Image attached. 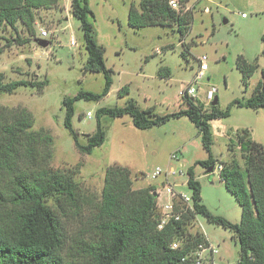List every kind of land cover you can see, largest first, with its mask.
Here are the masks:
<instances>
[{"label": "rangeland", "instance_id": "374dc122", "mask_svg": "<svg viewBox=\"0 0 264 264\" xmlns=\"http://www.w3.org/2000/svg\"><path fill=\"white\" fill-rule=\"evenodd\" d=\"M72 0H59L58 6L36 10V36L31 42L19 45L14 39L18 34L29 36L27 28L18 23L16 31L6 27L2 33L7 39L0 41V72L5 82L26 79L46 81L43 90L38 85L20 86L14 93H0V106L26 107L34 115V130L45 128L53 137V170L72 174L87 203L81 205L80 215L69 212L65 217L70 238L87 230L86 222L95 211L105 185L106 168L114 163L131 169L133 188L141 189L156 185L159 204L168 199L163 189L165 175L170 170L171 184L184 194H191L187 185V170L199 160L208 158L197 126L186 115L172 117L164 123L146 129L137 128L129 114L120 117H102L107 133L102 146L91 154H85L75 145V140L65 126V97H73L79 91L101 92L105 87V75L85 71L87 52L84 46L80 21L71 14ZM140 0H89L94 15L90 20L99 44L105 48L106 66L112 69L113 84L101 100L79 99L75 101L73 127L80 143L87 142V135L96 131V111L101 107H123L129 99L142 109L153 107L158 115L173 113L188 107L185 100L189 85L200 69L204 58V74L195 82L196 100L210 109L208 91L216 88L218 106L221 109L236 99L252 95L262 79L264 67V0H190L186 8L194 14L191 29L186 36L177 32L176 26H147L134 29L129 25V9ZM185 10V9H184ZM183 10V11H184ZM41 29L48 31L43 37ZM39 39L50 43L38 44ZM76 44H72V40ZM8 44V45H7ZM184 44V45H183ZM186 47V48H185ZM187 58L183 55L185 49ZM190 52V53H189ZM243 56L258 67L246 85L237 60ZM169 68L170 76L161 77V68ZM129 87V93L119 96L118 91ZM91 112L92 117H87ZM214 156L223 162L237 160L244 167L239 134L248 131L251 139L264 143V108L257 109L233 105L230 115L211 120ZM176 152L178 159L171 160ZM216 171L207 172L200 164L195 166L197 179L202 186V202L218 216L233 223L241 221L242 209L236 198L225 187ZM160 167L161 175L153 178ZM50 203L56 207L51 199ZM210 244L218 249L217 264H236L240 244L233 231L199 215ZM85 222V223H83ZM203 230V231H202ZM64 250V258L70 249ZM209 255V253H207Z\"/></svg>", "mask_w": 264, "mask_h": 264}, {"label": "trees", "instance_id": "16d2710c", "mask_svg": "<svg viewBox=\"0 0 264 264\" xmlns=\"http://www.w3.org/2000/svg\"><path fill=\"white\" fill-rule=\"evenodd\" d=\"M189 1L178 0L179 10L171 6L170 0L132 3L129 25L134 29L174 25L181 36H186L194 19L193 12L186 8ZM58 4L59 0H0V41L7 39L11 44L2 33L6 27L18 31L21 22L29 36L18 34L14 40L19 45L31 42L36 36V10ZM70 11L79 19L83 31L87 52L84 70L103 73L106 80L101 92L81 90L73 97L64 98V123L80 152L91 154L104 144L107 133L102 117L106 115L120 117L129 114L140 129L164 123L172 117L188 116L197 126L209 155L207 159L197 161L195 166L200 164L208 171L211 167L216 168L219 162L222 165L220 180L242 209L239 223L214 215L202 202V186L193 165L187 170V185L191 189L196 213L233 231L240 244L236 264H264V143L251 139L248 131L239 134L244 160L242 167L237 160L228 163L214 156L211 131V120L229 116L233 105L264 108V67L261 69L262 79L252 95L234 100L226 109L219 108V102L213 105L212 100L210 109L206 110L204 104L189 95H185L188 107L165 115L156 114L153 107L142 109L132 99L123 107H101L96 111V131L82 144L73 127L75 101L103 99L111 89L113 77L112 69L105 63V48L99 44L90 20L94 12L89 0H72ZM262 40L264 44V35ZM187 50L183 51L186 58ZM237 66L248 85L258 64L240 56ZM159 75L169 77L170 69L162 67ZM45 83L26 79L5 82L4 73L0 72V93H14L20 86L30 84H37L42 91ZM128 93V86L118 91L119 96ZM34 123V115L28 108L0 106V264H195L193 251L199 244L209 245L210 241L198 229L189 232L188 224L193 215L173 219L159 229L156 186L134 189L131 169L117 163L106 168L102 195L95 204L92 217L86 222L87 230H80L79 236L70 238L65 217L69 212L80 215L81 205L88 201L71 173L51 168L53 137L45 128L34 130ZM51 199L56 207L50 203ZM176 241L180 244L173 248ZM68 243L70 255L64 258Z\"/></svg>", "mask_w": 264, "mask_h": 264}, {"label": "built area", "instance_id": "2783aa9c", "mask_svg": "<svg viewBox=\"0 0 264 264\" xmlns=\"http://www.w3.org/2000/svg\"><path fill=\"white\" fill-rule=\"evenodd\" d=\"M170 4L171 6L176 9L179 10L180 9V4L178 2V0H170ZM41 34L43 35V37L48 36V31L47 30H43L41 29ZM72 44H76V40L73 39L72 40ZM204 58H200V69L197 71L195 78L193 79V81L187 85L186 87V91L182 94L189 95V96H193L196 97V92H197V88L195 87V82H198V80L203 76L204 74ZM215 91L216 88L212 87L211 89H209L208 91V101H212L214 99L215 96ZM93 115L91 112L87 113V117L91 118ZM171 160H175L178 159V154L176 152L172 153L170 155ZM219 170L222 168V165L218 166ZM216 171V169H215ZM163 173L162 169L160 167H158L154 172L152 177L156 178L159 175H161ZM176 172L174 170H170L168 173H164L165 175V181H164V185H163V189L165 191V193L168 196V199L163 202L162 204H157L158 205V211H159V223H158V228L162 229L165 227L166 224H168L171 220H181L183 218L184 215H189L191 217L190 214L193 215V217H191V223L190 225L188 224V226L191 227H200L201 229H203V226L201 224V222L199 221V215L196 213V209L195 206L193 204V197L192 194H184L179 192L176 189V184H171L168 180V176L169 175H175ZM156 193L157 195L161 194V191L157 188L156 189ZM158 198V197H157ZM197 227V228H198ZM203 231V230H202ZM180 242L176 241L173 243V248H177L179 246ZM209 253V255L207 254ZM218 253V249L214 246H212L211 244L209 245H205L203 243L199 244L198 247L193 251V254L195 256V264H217L215 261V254Z\"/></svg>", "mask_w": 264, "mask_h": 264}, {"label": "water", "instance_id": "95a60500", "mask_svg": "<svg viewBox=\"0 0 264 264\" xmlns=\"http://www.w3.org/2000/svg\"><path fill=\"white\" fill-rule=\"evenodd\" d=\"M38 44H40V45L43 46V47H47V46L49 45V41L46 40V39H39V40H38ZM217 103H218V96H216V97L213 99L212 104L215 105V104H217ZM86 135H87V137H88L90 134H86ZM214 170H215V168H214V167H211L209 171H210V172H214Z\"/></svg>", "mask_w": 264, "mask_h": 264}, {"label": "crops", "instance_id": "0c3cea01", "mask_svg": "<svg viewBox=\"0 0 264 264\" xmlns=\"http://www.w3.org/2000/svg\"><path fill=\"white\" fill-rule=\"evenodd\" d=\"M207 172H210L209 170ZM156 186V185H155Z\"/></svg>", "mask_w": 264, "mask_h": 264}, {"label": "clouds", "instance_id": "9594fccd", "mask_svg": "<svg viewBox=\"0 0 264 264\" xmlns=\"http://www.w3.org/2000/svg\"><path fill=\"white\" fill-rule=\"evenodd\" d=\"M215 171V170H214Z\"/></svg>", "mask_w": 264, "mask_h": 264}]
</instances>
